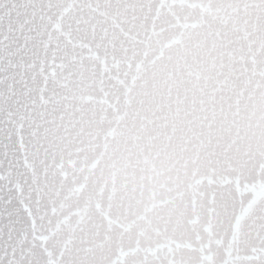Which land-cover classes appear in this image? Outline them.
<instances>
[{
    "label": "snow or ice",
    "instance_id": "1",
    "mask_svg": "<svg viewBox=\"0 0 264 264\" xmlns=\"http://www.w3.org/2000/svg\"><path fill=\"white\" fill-rule=\"evenodd\" d=\"M0 264H264V0H0Z\"/></svg>",
    "mask_w": 264,
    "mask_h": 264
}]
</instances>
